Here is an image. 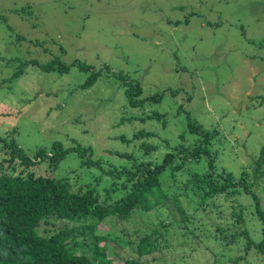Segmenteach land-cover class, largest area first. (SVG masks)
<instances>
[{
    "label": "rangeland",
    "instance_id": "1",
    "mask_svg": "<svg viewBox=\"0 0 264 264\" xmlns=\"http://www.w3.org/2000/svg\"><path fill=\"white\" fill-rule=\"evenodd\" d=\"M55 57L69 69L41 68ZM74 61L84 62L85 69ZM112 71L139 82L141 96L164 90L162 100L144 108L129 106L127 85ZM89 74L97 80L81 88ZM151 111L163 114L166 125L155 117L135 119ZM123 115L128 120L121 122ZM187 115L219 130L211 144L216 167L236 179L246 171L264 211V164L262 174L254 172L264 149V0H0V136L22 148L23 155L32 158L59 141L64 149L89 148L87 155L105 167L133 163L110 151L157 162L181 143V133L193 138ZM139 129L155 132L147 141L158 150L150 156L139 146L145 138H134ZM8 151L0 141L6 171L12 164ZM18 161L16 157L14 163ZM31 170L67 176L74 190L93 183L100 172L80 166L76 150L53 172L46 162ZM172 174L160 176L168 197L179 193L177 182L186 175ZM110 180L98 185L101 193ZM241 191L210 197L204 208L191 206L179 194L191 218L187 223H177L179 211L168 198L163 210H134L126 221L108 217L97 229L138 241L160 220L167 224L165 239L151 236L156 250L138 256L135 243L127 245L114 264H264V253L255 245L263 237V221L253 196ZM216 225L236 234L232 244L219 239ZM82 249L86 247L78 246L77 253Z\"/></svg>",
    "mask_w": 264,
    "mask_h": 264
},
{
    "label": "trees",
    "instance_id": "2",
    "mask_svg": "<svg viewBox=\"0 0 264 264\" xmlns=\"http://www.w3.org/2000/svg\"><path fill=\"white\" fill-rule=\"evenodd\" d=\"M57 62L59 61L55 57L41 68L45 71L55 70V67L64 71L69 69V65ZM83 63L74 61L72 64L85 69ZM112 74L124 86L127 85L124 88L125 95L128 105L133 108H144L147 102H160L163 98L164 90L141 96L142 86L139 82L129 81L128 78L113 71ZM97 78L98 76L89 74L80 85L81 88H89ZM169 92L173 96L177 94V90L170 89ZM181 107L182 104L178 107V112H181ZM151 112H153L151 115L136 116L135 119L145 121L147 118L155 117L162 120L163 126L166 125L163 114L158 111ZM127 118L123 115L121 122L127 121ZM186 118L187 130L192 133L193 138L187 139L185 133H181V143L167 150L160 161L154 162L150 158L145 162L138 161L143 156L110 151L120 158L133 160L130 166L123 163L119 166L105 167L104 164L101 166V159H94L91 153L87 155L89 148L64 149L59 141H53L47 150L40 148L36 155L29 158L22 154V148L17 147L13 141L7 142L0 136L2 147L9 150L12 162L10 169L6 171L0 161V264H114V258H119L121 249L127 245L133 246L134 243L133 248L138 256L146 255L156 250V238L165 239L163 229L167 224L162 220L158 224L154 222L156 225L148 234H142L138 241L126 240L121 235L112 236V232L101 233L97 229L98 224L108 217L126 221L134 210L144 214L161 210L168 198L172 199L175 210L179 211L180 221L177 223H187L191 218L182 206L183 200L180 195L191 206L194 204L200 208L210 197L240 194L243 192L241 190L253 196L255 210L263 221V237L255 245L257 252L264 253V211L259 205L260 197L252 191L251 183L247 180L248 173L243 171L236 179L231 171L224 167L220 169L216 167L217 155L211 144L219 130L208 129L189 115ZM154 134L155 132L144 129L134 133V138H145L139 145L144 155L150 156L151 151L158 150L156 144L147 141ZM166 144L168 146V143ZM73 150H76L80 158V166L99 168L100 172L93 183H85L74 190L67 176L55 178L52 173L42 175L31 170L36 163L46 162L48 170L53 172L66 154ZM16 157L19 159L17 164L14 163ZM254 163V172L262 174L263 148ZM166 171L172 172L173 176L178 171L186 174L177 182L179 193L170 194V197L164 192L160 178ZM106 178L111 179L110 186L103 187L101 193L98 185ZM115 193L121 195L114 197ZM169 214L171 215V211ZM58 220H63L64 223L57 229L52 228L51 225ZM70 222L79 224L70 225ZM216 231L220 235L219 239L226 241L228 245L236 238L234 233H223L225 229L221 225H216ZM135 235L137 236V233ZM79 236L81 239H78ZM151 236L156 238L153 239ZM109 239L116 241L111 243ZM80 245L86 249L77 253ZM245 250H249V247L246 246Z\"/></svg>",
    "mask_w": 264,
    "mask_h": 264
},
{
    "label": "clouds",
    "instance_id": "3",
    "mask_svg": "<svg viewBox=\"0 0 264 264\" xmlns=\"http://www.w3.org/2000/svg\"><path fill=\"white\" fill-rule=\"evenodd\" d=\"M92 85H93V84H92ZM92 85H91V86H92ZM91 86H89V87H91Z\"/></svg>",
    "mask_w": 264,
    "mask_h": 264
}]
</instances>
